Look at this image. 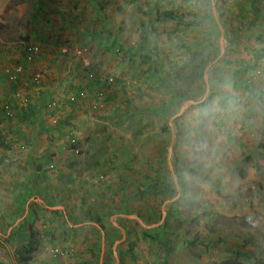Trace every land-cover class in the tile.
<instances>
[{"label": "rangeland", "instance_id": "1", "mask_svg": "<svg viewBox=\"0 0 264 264\" xmlns=\"http://www.w3.org/2000/svg\"><path fill=\"white\" fill-rule=\"evenodd\" d=\"M29 228L39 264H264V0H0V264Z\"/></svg>", "mask_w": 264, "mask_h": 264}, {"label": "trees", "instance_id": "2", "mask_svg": "<svg viewBox=\"0 0 264 264\" xmlns=\"http://www.w3.org/2000/svg\"><path fill=\"white\" fill-rule=\"evenodd\" d=\"M109 1H112V0H109ZM99 6H100L99 8L101 10V9H103L105 7V4L104 5L100 4ZM164 15H166L167 18L171 19V15L169 13H165ZM211 16H212V14H211ZM221 18L222 17H220V19ZM211 22L215 26V29H219L217 21L214 18H212ZM105 35L106 34L104 33L101 36V38L102 37L104 38ZM60 36L61 35L59 33H56V36L53 38L54 41L56 42V44L59 45V47H62V48L63 47H66V48L68 47V48L72 49L73 48L72 44L68 43L67 41L63 42V37H60ZM97 39H99V37ZM60 40H61V45L57 43ZM145 41H146V37L143 38V42L144 43H145ZM109 44H110L109 46H111L112 50H114V49L120 50V49L124 48V44L116 37L115 38L111 37L110 41H109ZM107 48L110 49L109 47H107ZM27 50H28V48L25 49L24 54H23L24 62L27 59V56L25 55ZM39 58H40V56H37L35 61H38ZM146 58H147V60H150L149 57H146ZM93 69H94L93 67L84 69V76L85 75L87 76L85 78L88 80L89 84H85L83 81L81 82V84L77 87L78 88V93L76 95L77 97H80V93L81 92H86L88 87H92V85L101 86L103 89H107L109 87V86L101 83V79H98V77L96 76L95 71ZM82 85H84L85 88H82L83 87ZM4 111H5V108H4ZM7 118L11 119L9 117H7ZM101 229H103V227H101ZM29 231H30V237H29V240H28V244L23 248V252L21 253L20 259H19V264H29L32 261V259L38 253V249H39V245H40V239L37 236V232H35L32 228H29Z\"/></svg>", "mask_w": 264, "mask_h": 264}, {"label": "built area", "instance_id": "3", "mask_svg": "<svg viewBox=\"0 0 264 264\" xmlns=\"http://www.w3.org/2000/svg\"><path fill=\"white\" fill-rule=\"evenodd\" d=\"M39 54V49L38 47L31 45L28 47V50L26 51L25 55L27 56L26 61H35L36 57ZM21 69H16V71H13L11 74H9V79L12 81H16L18 78V72H20ZM77 95V94H76ZM76 95L71 96L69 98V101L72 103V105H76L79 103L81 100H85V92L80 93V97H77ZM5 114L7 117L11 118L13 117L12 111L10 106L5 107Z\"/></svg>", "mask_w": 264, "mask_h": 264}, {"label": "crops", "instance_id": "4", "mask_svg": "<svg viewBox=\"0 0 264 264\" xmlns=\"http://www.w3.org/2000/svg\"><path fill=\"white\" fill-rule=\"evenodd\" d=\"M37 4H39V5H43L44 4V1H40V3L38 2ZM33 19L35 20L36 19V16H33ZM43 22H46V21H43ZM42 22V23H43ZM47 24H49L50 25V23H49V21L47 22ZM40 31H42V28L40 27L37 31H35V35H33V37L35 38V39H39V40H48V38H54L55 37V35H53V36H49L48 34L47 35H45L44 37H41V35H40ZM43 32V31H42ZM46 43V42H45ZM73 45V44H72ZM47 46V45H46ZM53 46L56 48V49H58L59 51H57L58 52V54H60V52H61V47H59V45H57L56 44V42L54 41V43H53ZM45 48V47H44ZM43 48V50H42V55L40 56V58H39V60L38 61H42V60H45V61H48V59L47 58H49L50 56L49 55H53V54H55V53H53L52 51H51V53L50 52H47V49H50L49 47H46L45 49ZM63 50H65V48L63 47L62 48V51ZM115 254V253H114ZM115 257H116V255H115ZM38 256L36 257H34L33 259H32V261L29 263V264H39V263H37V261H38ZM117 259V258H116ZM2 264H6V263H2ZM14 264H16V263H14ZM53 264H54V262H53Z\"/></svg>", "mask_w": 264, "mask_h": 264}, {"label": "water", "instance_id": "5", "mask_svg": "<svg viewBox=\"0 0 264 264\" xmlns=\"http://www.w3.org/2000/svg\"><path fill=\"white\" fill-rule=\"evenodd\" d=\"M216 20H217V22H218V24H219V19H218V17L216 18ZM220 29H221V31H222V33H223V28L220 26ZM222 43H225L224 42V40L222 41ZM205 78H206V80H207V76L205 75ZM197 104H199L198 102H195V101H188L187 103H185V105H184V107H183V109H182V111L184 110V108L185 107H189L190 105H197ZM172 133H173V137L175 136V132H174V129L172 128ZM173 152V147L171 146L170 147V154ZM165 205H167V203H165ZM165 216H166V212H163V220L165 219ZM132 219H136V220H138L146 229H151V228H153V227H156V226H153V227H149V226H146L145 224H144V222L141 220V219H139L138 217H132ZM157 226H159V225H157ZM120 230L122 231V233H123V236H124V238H125V232H124V230L122 229V228H120ZM124 240V239H123ZM123 240H121V241H119V242H117L116 243V246L118 245V244H120L121 242H123ZM116 246H115V248H114V253H115V255H117V252H116ZM116 257H118V255L116 256ZM118 263H119V259H118V261H117Z\"/></svg>", "mask_w": 264, "mask_h": 264}]
</instances>
